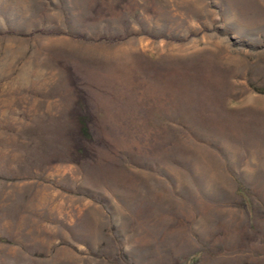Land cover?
I'll list each match as a JSON object with an SVG mask.
<instances>
[{"label": "rangeland", "instance_id": "374dc122", "mask_svg": "<svg viewBox=\"0 0 264 264\" xmlns=\"http://www.w3.org/2000/svg\"><path fill=\"white\" fill-rule=\"evenodd\" d=\"M0 264H264V0H0Z\"/></svg>", "mask_w": 264, "mask_h": 264}]
</instances>
